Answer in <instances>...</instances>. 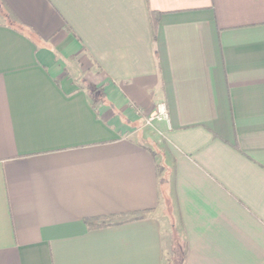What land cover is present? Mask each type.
Returning <instances> with one entry per match:
<instances>
[{
    "label": "crops",
    "instance_id": "0c3cea01",
    "mask_svg": "<svg viewBox=\"0 0 264 264\" xmlns=\"http://www.w3.org/2000/svg\"><path fill=\"white\" fill-rule=\"evenodd\" d=\"M184 245L183 264H264V0H0V264Z\"/></svg>",
    "mask_w": 264,
    "mask_h": 264
},
{
    "label": "trees",
    "instance_id": "16d2710c",
    "mask_svg": "<svg viewBox=\"0 0 264 264\" xmlns=\"http://www.w3.org/2000/svg\"><path fill=\"white\" fill-rule=\"evenodd\" d=\"M150 14H151V19H152V24H153L154 30H155L157 27V23H158L159 13L155 12V11H151ZM99 90L101 91L102 97H104L103 90L102 89H99ZM88 95H89V93H88ZM150 211L151 210H145V211H141L139 213H131L129 216H126V217H119L120 220L119 219L115 220L111 216H94V217L86 218L85 221L90 228H101V227L109 226V225H112L115 223H121V222L128 221V220L144 218ZM175 234L178 238L181 237L180 233L177 232ZM180 251H181L180 252L181 253L180 254L181 262L179 264H183V262L185 261V258L187 256V247L184 245Z\"/></svg>",
    "mask_w": 264,
    "mask_h": 264
},
{
    "label": "rangeland",
    "instance_id": "374dc122",
    "mask_svg": "<svg viewBox=\"0 0 264 264\" xmlns=\"http://www.w3.org/2000/svg\"><path fill=\"white\" fill-rule=\"evenodd\" d=\"M76 80L79 82V84H81L82 86H86V91L89 93V97L91 98V100L94 102V104L98 107H102L104 105V97H102L101 95V91L98 89H95L96 87H88V84H87V81L83 78L82 74L79 72L76 73ZM109 100V99H108ZM146 127H149L146 125ZM137 136H140V135H137ZM141 139V138H140ZM151 139H153L155 142L153 141H148L147 143L150 144V146L156 148V144L155 143H158L160 142L161 140L158 139L157 137H152L151 136ZM179 255L177 254L176 256H171L170 260H169V264H178L177 261H180L179 260Z\"/></svg>",
    "mask_w": 264,
    "mask_h": 264
},
{
    "label": "built area",
    "instance_id": "2783aa9c",
    "mask_svg": "<svg viewBox=\"0 0 264 264\" xmlns=\"http://www.w3.org/2000/svg\"><path fill=\"white\" fill-rule=\"evenodd\" d=\"M157 112H155L149 119V122L152 121L155 118H161L165 115V104L160 103L157 108Z\"/></svg>",
    "mask_w": 264,
    "mask_h": 264
}]
</instances>
